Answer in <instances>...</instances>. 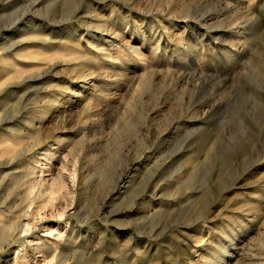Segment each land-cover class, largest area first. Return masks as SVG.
Returning <instances> with one entry per match:
<instances>
[{
	"label": "rangeland",
	"instance_id": "1",
	"mask_svg": "<svg viewBox=\"0 0 264 264\" xmlns=\"http://www.w3.org/2000/svg\"><path fill=\"white\" fill-rule=\"evenodd\" d=\"M3 82L0 264H264V0H0Z\"/></svg>",
	"mask_w": 264,
	"mask_h": 264
},
{
	"label": "bare ground",
	"instance_id": "2",
	"mask_svg": "<svg viewBox=\"0 0 264 264\" xmlns=\"http://www.w3.org/2000/svg\"><path fill=\"white\" fill-rule=\"evenodd\" d=\"M39 38V37H38ZM38 38H36L37 39V41H39V42H41V43H44V42H46V41H51V38H49V39H46V38H43V37H40L39 39ZM16 43V42H15ZM41 57V56H40ZM53 66V65H52ZM4 83V82H3ZM0 84V97H1V94H2V92H3V89L5 88L4 86H5V83L4 84ZM8 83V82H7ZM7 85V84H6ZM1 112H2V110H0V123H1V118H2V115H1ZM3 141V140H2ZM39 144V142L37 141V142H35V144L34 145H38ZM2 150V149H1ZM53 150V148L51 147V145H49L48 147H47V149H46V151L43 153L45 156H44V160H45V157L47 158V160H48V158H50V157H52L53 156V153L51 152ZM52 153V154H51ZM40 158V157H39ZM47 160H45V161H47ZM5 163V162H4ZM73 170H75V169H73ZM51 171V170H50ZM67 171V170H66ZM40 172L42 173V171L40 170ZM74 172V171H73ZM73 172H71L70 173V178L72 179V175H73ZM60 177V176H59ZM58 177V178H59ZM62 177H60V179H61ZM74 178V177H73ZM60 179H57V180H60ZM70 180V179H69ZM1 182V181H0ZM32 182H33V180H32ZM55 182H58V181H56V179H53L49 184H48V186H46V181H45V179H43V177L40 175L32 184V188L34 189L35 187L37 188V190H38V196L40 197L41 195L42 196H45L46 197V203L47 202H49L50 201V198L51 197H53V196H51L53 193H55V190L57 189V187L59 188V186H57V185H55ZM61 182V181H60ZM57 186V187H56ZM49 196V197H48ZM36 197H37V195H36ZM34 198V197H33ZM37 199V198H36ZM33 201H34V199H31V203L33 204ZM35 202V201H34ZM45 203V204H46ZM45 205L43 204V205H41V206H39L38 208L39 209H41L42 207H44ZM29 222L27 221L26 223H25V225H24V227H27V228H30V226H29ZM22 225V224H21ZM24 230H26V229H24ZM42 248H43V246L41 245V244H39V243H36V245L34 246V250L36 251V252H42V258L43 259H45L46 257H47V255H45L44 254V252L42 251ZM22 258H25L24 256L25 255H23L22 254ZM21 258V257H20ZM53 258H54V256H53ZM52 258V259H53ZM51 259V260H52ZM14 261H13V263L12 264H17V262H18V259L17 258H14L13 259ZM23 260V259H22Z\"/></svg>",
	"mask_w": 264,
	"mask_h": 264
}]
</instances>
